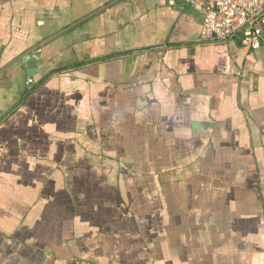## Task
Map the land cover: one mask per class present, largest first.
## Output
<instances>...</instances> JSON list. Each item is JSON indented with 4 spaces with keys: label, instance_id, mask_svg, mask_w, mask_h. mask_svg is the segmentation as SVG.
<instances>
[{
    "label": "crops",
    "instance_id": "1",
    "mask_svg": "<svg viewBox=\"0 0 264 264\" xmlns=\"http://www.w3.org/2000/svg\"><path fill=\"white\" fill-rule=\"evenodd\" d=\"M202 23L0 0V264H264V25Z\"/></svg>",
    "mask_w": 264,
    "mask_h": 264
},
{
    "label": "built area",
    "instance_id": "2",
    "mask_svg": "<svg viewBox=\"0 0 264 264\" xmlns=\"http://www.w3.org/2000/svg\"><path fill=\"white\" fill-rule=\"evenodd\" d=\"M203 14L201 37L225 41L242 36L243 46H261L264 0H184ZM29 81H32L31 79Z\"/></svg>",
    "mask_w": 264,
    "mask_h": 264
},
{
    "label": "water",
    "instance_id": "3",
    "mask_svg": "<svg viewBox=\"0 0 264 264\" xmlns=\"http://www.w3.org/2000/svg\"><path fill=\"white\" fill-rule=\"evenodd\" d=\"M237 40H240V42H241V39H242V36H239L238 38H236ZM215 41H220V40H215ZM11 111L9 110L8 112H6L5 114H3L2 116H1V118L0 119H2V118H4L7 114H9Z\"/></svg>",
    "mask_w": 264,
    "mask_h": 264
}]
</instances>
